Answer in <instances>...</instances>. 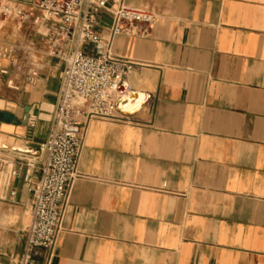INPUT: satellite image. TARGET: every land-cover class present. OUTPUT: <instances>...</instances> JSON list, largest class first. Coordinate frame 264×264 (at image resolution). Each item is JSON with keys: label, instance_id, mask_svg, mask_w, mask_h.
<instances>
[{"label": "crops", "instance_id": "obj_1", "mask_svg": "<svg viewBox=\"0 0 264 264\" xmlns=\"http://www.w3.org/2000/svg\"><path fill=\"white\" fill-rule=\"evenodd\" d=\"M122 3L154 16L148 35L111 42L136 62L123 86L143 98L130 115L89 122L51 264H264V0H109L106 39ZM14 23L20 39L0 42L15 47L0 56V110L17 118L0 121L5 264L24 249L25 174L40 175L64 69L39 32Z\"/></svg>", "mask_w": 264, "mask_h": 264}, {"label": "built area", "instance_id": "obj_2", "mask_svg": "<svg viewBox=\"0 0 264 264\" xmlns=\"http://www.w3.org/2000/svg\"><path fill=\"white\" fill-rule=\"evenodd\" d=\"M108 1L0 0V19L35 29L46 41V55L64 64L49 131L39 145L44 160L40 175L35 179L29 170L25 174L32 221L23 251L12 254L9 264H37L40 256L43 264L52 263L89 122L120 117L117 106L125 95L120 88L136 62L112 53V37L120 33L146 36L154 16L122 3L114 13L111 37L106 39L98 31V13ZM14 53V46H0V56L11 59ZM37 77L38 71L32 69L27 80L34 83ZM166 187L164 182L162 189Z\"/></svg>", "mask_w": 264, "mask_h": 264}, {"label": "water", "instance_id": "obj_3", "mask_svg": "<svg viewBox=\"0 0 264 264\" xmlns=\"http://www.w3.org/2000/svg\"><path fill=\"white\" fill-rule=\"evenodd\" d=\"M120 91H121V93H123L125 95L120 99V101L118 103V106H117L118 110L120 112H122L123 114L130 115V114H132L133 110H129L126 107H128L129 103L134 104V103L138 102L140 99V94H139V92L134 91V90L127 91L123 85L121 86ZM143 103L144 102L139 103L135 109L142 107ZM30 115H31V107L26 106L25 116H24V119L22 120V122L24 124L28 123ZM0 121L8 122V123H16L17 118L11 112L0 110Z\"/></svg>", "mask_w": 264, "mask_h": 264}, {"label": "rangeland", "instance_id": "obj_4", "mask_svg": "<svg viewBox=\"0 0 264 264\" xmlns=\"http://www.w3.org/2000/svg\"><path fill=\"white\" fill-rule=\"evenodd\" d=\"M20 32L16 27V24L10 20L0 19V42H15L20 39ZM18 217H11L10 221L15 222ZM24 224L29 226L32 221L30 210L24 215Z\"/></svg>", "mask_w": 264, "mask_h": 264}, {"label": "bare ground", "instance_id": "obj_5", "mask_svg": "<svg viewBox=\"0 0 264 264\" xmlns=\"http://www.w3.org/2000/svg\"><path fill=\"white\" fill-rule=\"evenodd\" d=\"M140 98H143V95H142V94H140ZM126 108H128V109H129V107H126Z\"/></svg>", "mask_w": 264, "mask_h": 264}]
</instances>
